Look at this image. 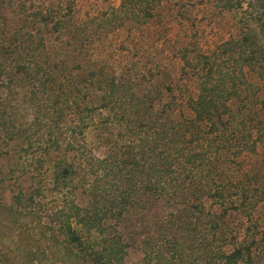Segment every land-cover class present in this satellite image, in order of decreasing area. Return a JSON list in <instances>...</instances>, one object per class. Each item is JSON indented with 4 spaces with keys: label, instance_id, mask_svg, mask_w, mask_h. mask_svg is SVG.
<instances>
[{
    "label": "trees",
    "instance_id": "1",
    "mask_svg": "<svg viewBox=\"0 0 264 264\" xmlns=\"http://www.w3.org/2000/svg\"><path fill=\"white\" fill-rule=\"evenodd\" d=\"M160 1L96 20L142 23ZM247 4L238 35L179 47L195 82L179 95L158 64L92 62L54 0H0V139L18 140L10 173L0 159V264H126L131 246L139 264H264V171L241 159L264 143V0Z\"/></svg>",
    "mask_w": 264,
    "mask_h": 264
},
{
    "label": "rangeland",
    "instance_id": "2",
    "mask_svg": "<svg viewBox=\"0 0 264 264\" xmlns=\"http://www.w3.org/2000/svg\"><path fill=\"white\" fill-rule=\"evenodd\" d=\"M54 1L58 4L61 13H66L68 19L63 29H89L92 42L88 47L87 56H90L92 62L105 58L114 65H118L133 58L140 65L158 64L182 84L184 88L175 89L179 95H181L180 91H192L195 88V82L191 77H182L181 60L178 56L179 47L184 44H196L201 50H211L224 39L240 33L242 18L247 16L249 10L247 0H243L242 8L237 10L222 7L218 0H161L154 6L152 16L145 22L100 25L96 17L108 11L109 5L117 4L118 0ZM7 13L8 17L14 15L10 7L7 8ZM94 29L115 30L99 36L92 34ZM69 37L67 33H64L60 38L52 36L49 42L65 43ZM87 56L83 59L85 62H88ZM153 71V74L147 72L144 79L154 80L161 75L155 68ZM251 77L255 78L253 75ZM88 137L91 141L95 140L93 133H90ZM15 142L18 140H12L6 144L0 139V148L3 151L0 159L3 170L7 174L14 167ZM241 159L247 169L258 167L264 171V143L259 144L254 152L242 155ZM18 172L19 170L16 169L15 173ZM22 182L28 181L23 179ZM11 191L9 182L4 189L6 199L10 198ZM261 209L264 210V202L259 212L262 211ZM262 221L264 223V216ZM141 256L140 249L137 246H131L126 254L125 263L139 264Z\"/></svg>",
    "mask_w": 264,
    "mask_h": 264
}]
</instances>
